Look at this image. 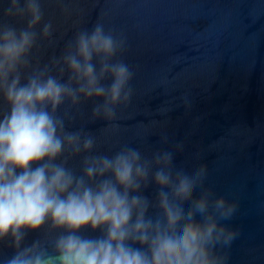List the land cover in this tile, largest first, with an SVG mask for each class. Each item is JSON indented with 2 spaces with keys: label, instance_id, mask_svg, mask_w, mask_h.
Masks as SVG:
<instances>
[{
  "label": "clouds",
  "instance_id": "1",
  "mask_svg": "<svg viewBox=\"0 0 264 264\" xmlns=\"http://www.w3.org/2000/svg\"><path fill=\"white\" fill-rule=\"evenodd\" d=\"M44 3L0 0V242L15 249L0 264H228L239 200L206 183L205 161L167 134L150 154L98 151L95 134L68 126L94 98L90 118L115 121L134 71L125 38L99 21L48 55L60 42Z\"/></svg>",
  "mask_w": 264,
  "mask_h": 264
},
{
  "label": "water",
  "instance_id": "2",
  "mask_svg": "<svg viewBox=\"0 0 264 264\" xmlns=\"http://www.w3.org/2000/svg\"><path fill=\"white\" fill-rule=\"evenodd\" d=\"M44 8L60 42L48 55L99 21L125 38L119 55L134 71L115 121L90 118L94 98L68 126L91 131L109 153L135 144L150 154L167 146L162 135L175 137L180 155L208 164L217 194L239 200L228 264H264V0H45ZM69 163L78 167L80 157ZM47 232L29 231L25 243ZM14 251L0 242V257Z\"/></svg>",
  "mask_w": 264,
  "mask_h": 264
}]
</instances>
